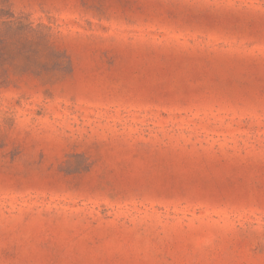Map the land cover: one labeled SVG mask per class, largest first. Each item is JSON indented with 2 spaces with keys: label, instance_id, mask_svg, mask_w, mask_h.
<instances>
[{
  "label": "rangeland",
  "instance_id": "obj_1",
  "mask_svg": "<svg viewBox=\"0 0 264 264\" xmlns=\"http://www.w3.org/2000/svg\"><path fill=\"white\" fill-rule=\"evenodd\" d=\"M7 3L0 264H264V0Z\"/></svg>",
  "mask_w": 264,
  "mask_h": 264
},
{
  "label": "trees",
  "instance_id": "obj_2",
  "mask_svg": "<svg viewBox=\"0 0 264 264\" xmlns=\"http://www.w3.org/2000/svg\"><path fill=\"white\" fill-rule=\"evenodd\" d=\"M34 33L35 28L12 13L7 0H0V88L10 83L11 73L30 68V61L21 63L18 57L29 60L40 49V37H33Z\"/></svg>",
  "mask_w": 264,
  "mask_h": 264
}]
</instances>
